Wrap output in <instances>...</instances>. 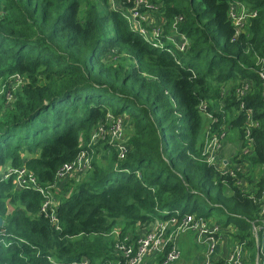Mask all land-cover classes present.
I'll use <instances>...</instances> for the list:
<instances>
[{
	"label": "trees",
	"instance_id": "16d2710c",
	"mask_svg": "<svg viewBox=\"0 0 264 264\" xmlns=\"http://www.w3.org/2000/svg\"><path fill=\"white\" fill-rule=\"evenodd\" d=\"M150 3L138 12L154 24L139 22L150 36L162 29L159 47L124 17L135 0H0V74L23 79L0 107V264L117 262L114 232L138 237L177 213L215 217L264 264V179L253 187L247 177L251 167L264 174V0ZM239 9L250 15L241 28ZM108 115L124 133L131 126L124 159L108 142L89 147L100 125L111 128ZM226 129L242 151L223 174L203 153L209 130ZM84 151L88 177L59 185ZM24 168L61 191L57 223L41 193L16 186L10 173Z\"/></svg>",
	"mask_w": 264,
	"mask_h": 264
},
{
	"label": "built area",
	"instance_id": "2783aa9c",
	"mask_svg": "<svg viewBox=\"0 0 264 264\" xmlns=\"http://www.w3.org/2000/svg\"><path fill=\"white\" fill-rule=\"evenodd\" d=\"M115 1L113 3L115 5ZM128 3L131 0H126ZM136 6L130 12L133 13L131 16H126V19L133 22L134 30H139L140 35L153 44L155 47L162 46V42L160 45L157 44V39H160L162 36V29H155L152 31V35L150 36L148 31L141 27L139 20H144L146 15H141L138 12V9L141 7H145V9L152 8L150 2L146 0H135ZM250 16V15H249ZM255 16V14H254ZM235 25L236 22H241L242 17L234 16ZM237 26V25H236ZM238 27V26H237ZM183 47H181V51H183ZM21 79L19 76H15ZM264 79V74L262 75ZM23 83V82H22ZM21 84V83H20ZM19 84V85H20ZM247 90V87L240 91L239 95L243 96ZM1 94V92H0ZM8 99H11V94L8 93ZM202 110H206L205 106H202ZM209 119L212 120V116L209 115ZM108 120L112 122L111 128L109 130H104L105 125H100L99 128L95 131L92 136L91 143L89 147L91 148L93 144L98 141V135L108 136L109 145L115 147L118 151V156L120 159H124L128 153V148L126 143H124V139L126 138L124 133L123 121L122 119H114L112 115H108ZM212 122H216L212 120ZM207 133L206 145L203 156L205 161L209 165L216 166L217 160L219 159V150L222 147V141L226 133H222L221 135H214L213 137H209V133ZM251 133H247L248 143L251 144ZM250 153V147H247L244 151V154ZM220 160V159H219ZM92 167V156L88 151L82 152L74 161L70 164H65L57 173V179L59 181H63L64 179L73 176L75 174H82L89 171ZM226 173V171H224ZM10 174H16V186L21 190H33L42 194L44 197V201L42 204V213L45 216H50L51 221L57 223L56 215L52 212L50 214V210L55 204L54 196L51 194L50 189H54L55 186L49 187L48 189L41 188L36 181V177L29 173L27 169H20L16 171H11ZM224 174V173H223ZM180 213H177L175 216H170L167 219L162 220L158 224V229L155 231H150L148 234L140 238L135 244H131V240L129 238H125L123 241H120L119 234H117V243L116 249L120 253V260L117 262H109L106 264H142L144 259L152 254L163 255L162 264H176L181 258V251L178 245V237L181 234L188 232H196L198 236V241L203 240L208 244L207 248V260L204 264H219L212 263L210 258L216 248L218 241L215 239V235H218V229L216 227L211 226V224L203 218H196L193 215H185L182 219H179ZM262 216H263V225H264V201L262 205ZM57 229H59L57 227ZM247 259L245 256V252L243 247L236 246L234 248L231 256L224 262V264H246ZM77 264V263H72ZM80 264H90L88 260H83ZM259 261L257 260V263Z\"/></svg>",
	"mask_w": 264,
	"mask_h": 264
},
{
	"label": "rangeland",
	"instance_id": "374dc122",
	"mask_svg": "<svg viewBox=\"0 0 264 264\" xmlns=\"http://www.w3.org/2000/svg\"><path fill=\"white\" fill-rule=\"evenodd\" d=\"M146 1L150 2L151 0H146ZM239 10L240 11L238 12V14H240V15L239 16H236V18L237 17H242V20H241L240 23H238V21H239L238 20L236 22V25L239 28H241L244 25L245 19H247L250 16L247 14V12L245 10H243V9H239ZM147 11H148V9H147ZM150 14H151V12H148L147 15H146V17H145V19H144V22L146 23V27L149 26V23H150L149 20H151V17H152V14L151 15ZM252 17L254 18V16H252ZM155 26L156 25L152 26V28H155ZM22 82H23V79H19L17 77H11V78L8 77L7 78L6 74H0V92H1V94H0V107L1 106H5V104L1 102L2 98L5 97V99H6V96L8 98V93H10L11 94V97L13 98L14 97V94H12V91L13 92L14 91H17L18 90V87H19V84L22 83ZM12 98H11V100H12ZM11 100H9V101L7 100V102L10 103ZM128 129H131V126H128L127 129H125V136H126V138L124 139L123 142L126 143V144H127V135H128L126 131H128ZM104 130L106 131V130H108V128H106V126H104ZM224 132L226 133V136H225V138L222 141H220V144L222 142H224V141L225 142L227 141V142H230V143H233V144H235L236 142H239L237 140V138H236V134L237 133L234 130H232V129H226V131H223L221 133H212V132H210L209 133V137L211 138L214 135H219V134L221 135ZM207 136H208V134H207ZM109 139H110L109 135L108 136L98 135V141L95 144H93V145H97L99 142H101L102 145H104L105 143L109 142ZM97 156H100V157H98V159H99L98 162H100V161L101 162H106V160L108 158V153L105 152V151H103L102 149H100V152H99V154ZM101 162H100V164H101ZM224 165L225 164L223 163V160H219L218 159L215 167H217L220 171H225V166L226 165L225 166ZM90 171H91V169L89 171L85 172V173L75 174L73 176H70V177L64 179L63 181H59L58 184L59 185H62L65 182V180L67 181L69 179H74L75 181H82L83 179H85L86 177H88V175L90 174ZM223 173L226 174L227 172L226 173L223 172ZM1 177H2V174H0V178ZM247 177L248 178H256L255 180L252 181V184H251V186L256 187L257 186V183L256 182L257 181L259 182L261 179H264V174H262V172L260 170L259 171L258 170L257 171H254L253 170V167H251L247 171ZM245 186H247L246 188L248 189V185L246 184ZM60 193H61V191L59 189H57L55 192L53 191V196H54V199H55L56 204L59 203V199H57L56 196L58 194H60ZM222 219L225 220V218H222ZM211 220L212 221H209V223L215 224L216 218L214 217ZM116 230H118V229H116ZM148 232H150V231H144L143 233H139V236L138 237H135V236H132L131 237V235H130L127 238H129L132 241L131 244H135L140 238H142L143 236H145L146 234H148ZM254 232H255V235H257V231H254ZM117 234H119V233L118 232H114L113 233V236H115V239H117ZM225 235H226V237H228L229 239L232 240V238L230 237L231 236L230 231H227L225 233ZM119 237H120V235H119ZM215 237L217 238V239L215 238L216 241H218L219 238L220 239L222 238L221 237V233L219 234V232H218V235H216ZM232 243L234 244V247H236V246L243 247L244 252H245L246 259H248V261H249V262H246V264L247 263L248 264H253V259L251 257V255H253V251L249 247L242 246L237 241H233ZM186 252L188 254V257H185L184 255H182V257L180 258V260L176 264H190L191 260L193 259V251L190 248H188ZM257 255H259V253H257ZM160 256L161 255H155L154 256V258H153V264H157L159 262V257ZM148 257H146L144 259V261H143L142 264H144L147 261ZM253 257H255V255ZM188 258L190 259V261L187 260Z\"/></svg>",
	"mask_w": 264,
	"mask_h": 264
},
{
	"label": "crops",
	"instance_id": "0c3cea01",
	"mask_svg": "<svg viewBox=\"0 0 264 264\" xmlns=\"http://www.w3.org/2000/svg\"><path fill=\"white\" fill-rule=\"evenodd\" d=\"M153 7V4H152ZM150 9H148L149 11ZM152 17L149 24H152L155 21V18L153 17L154 13L151 12ZM150 14V15H151ZM237 141V140H236ZM225 142V141H224ZM223 142V143H224ZM222 143V147L219 150V159L223 160L224 164L227 165L228 160L233 159L238 154L241 153V142H236L235 144L230 142ZM222 218V217H221ZM207 222L212 220H205ZM161 222V220L157 221L156 223L152 224L148 231H155L158 229V224ZM211 226L216 227L218 229L219 234L221 233V239H218V243L216 245V248L210 258L212 263H219L223 261V263L231 256V254L234 251V244L233 241L226 237L225 233L227 231H230L228 228H222L220 225H218L217 222L215 224L210 223ZM234 232V231H232ZM232 232H230L232 234ZM178 245L181 251V257L184 255L185 257H188L187 249L190 248L193 251V259L191 260L190 264H204L207 260V248L208 244L204 242L203 240L198 241V236L196 232H188L181 234L178 237ZM157 254H152L148 257L147 261L144 264H153V258ZM258 258V257H257ZM257 258L255 259V263H257ZM187 260L190 261L188 258ZM248 262V259H247Z\"/></svg>",
	"mask_w": 264,
	"mask_h": 264
},
{
	"label": "water",
	"instance_id": "95a60500",
	"mask_svg": "<svg viewBox=\"0 0 264 264\" xmlns=\"http://www.w3.org/2000/svg\"><path fill=\"white\" fill-rule=\"evenodd\" d=\"M2 226H3V220H2V218H0V227H2ZM257 257H258L257 260L259 261V255Z\"/></svg>",
	"mask_w": 264,
	"mask_h": 264
},
{
	"label": "bare ground",
	"instance_id": "6f19581e",
	"mask_svg": "<svg viewBox=\"0 0 264 264\" xmlns=\"http://www.w3.org/2000/svg\"><path fill=\"white\" fill-rule=\"evenodd\" d=\"M125 17V16H124ZM147 230V229H146ZM216 236V235H215ZM216 238V237H215ZM217 239V238H216ZM120 254V253H119Z\"/></svg>",
	"mask_w": 264,
	"mask_h": 264
},
{
	"label": "clouds",
	"instance_id": "9594fccd",
	"mask_svg": "<svg viewBox=\"0 0 264 264\" xmlns=\"http://www.w3.org/2000/svg\"><path fill=\"white\" fill-rule=\"evenodd\" d=\"M260 260V259H259Z\"/></svg>",
	"mask_w": 264,
	"mask_h": 264
}]
</instances>
